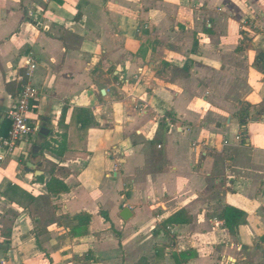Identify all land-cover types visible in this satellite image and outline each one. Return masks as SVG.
I'll return each mask as SVG.
<instances>
[{"label":"crops","instance_id":"1","mask_svg":"<svg viewBox=\"0 0 264 264\" xmlns=\"http://www.w3.org/2000/svg\"><path fill=\"white\" fill-rule=\"evenodd\" d=\"M28 59L0 264H264V0H0V137Z\"/></svg>","mask_w":264,"mask_h":264},{"label":"built area","instance_id":"2","mask_svg":"<svg viewBox=\"0 0 264 264\" xmlns=\"http://www.w3.org/2000/svg\"><path fill=\"white\" fill-rule=\"evenodd\" d=\"M35 69V62L32 59H28L27 72L25 74L27 83L22 87L7 112V118L10 122L7 135L0 137V163L4 162L8 156H11L21 144L28 143L35 134V128L28 119V114L38 97V90L30 83Z\"/></svg>","mask_w":264,"mask_h":264},{"label":"trees","instance_id":"3","mask_svg":"<svg viewBox=\"0 0 264 264\" xmlns=\"http://www.w3.org/2000/svg\"><path fill=\"white\" fill-rule=\"evenodd\" d=\"M241 125H244V122H241ZM39 180V179H38ZM41 180V179H40ZM46 188H47V192L49 194H60V193H64L66 192V187L64 186L63 183L55 180V179H51L47 184H46ZM183 214H178L176 217L171 218L170 220L167 221L168 224H172L175 223L179 220V218H181L180 216ZM105 217V216H104ZM106 219V218H105Z\"/></svg>","mask_w":264,"mask_h":264},{"label":"water","instance_id":"4","mask_svg":"<svg viewBox=\"0 0 264 264\" xmlns=\"http://www.w3.org/2000/svg\"><path fill=\"white\" fill-rule=\"evenodd\" d=\"M127 213H128V210H127V209H124V210H123V213H122V215H121V217L124 218V219H126V216H125V215H126Z\"/></svg>","mask_w":264,"mask_h":264}]
</instances>
